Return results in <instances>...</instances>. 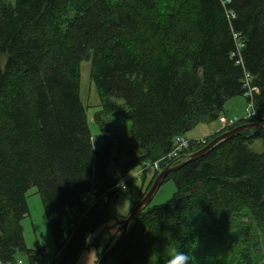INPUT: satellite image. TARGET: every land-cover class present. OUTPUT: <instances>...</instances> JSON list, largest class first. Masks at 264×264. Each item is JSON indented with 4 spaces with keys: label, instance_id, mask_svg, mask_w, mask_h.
<instances>
[{
    "label": "trees",
    "instance_id": "16d2710c",
    "mask_svg": "<svg viewBox=\"0 0 264 264\" xmlns=\"http://www.w3.org/2000/svg\"><path fill=\"white\" fill-rule=\"evenodd\" d=\"M83 62L101 100L100 149L81 99ZM248 76L259 120L192 141L187 156L231 129L264 124V0H0V261L40 262L45 250L27 247L22 225L27 193L37 188L57 253L50 264H77L97 230L126 223L113 204L128 173L168 154L198 124L217 121L229 100L245 98ZM112 115L130 121L127 144L141 153L122 165L112 159L105 123ZM257 141L264 131H244L169 174L173 196L139 212L109 260L180 264L184 255L197 264L206 241L223 264L228 251L238 264H264ZM154 173L142 199L161 172ZM93 191L98 201L89 207L84 198ZM229 230L236 247H223Z\"/></svg>",
    "mask_w": 264,
    "mask_h": 264
},
{
    "label": "rangeland",
    "instance_id": "374dc122",
    "mask_svg": "<svg viewBox=\"0 0 264 264\" xmlns=\"http://www.w3.org/2000/svg\"><path fill=\"white\" fill-rule=\"evenodd\" d=\"M2 65L5 63V58H1ZM81 99L87 108L88 122L90 125V130L94 137V143L96 149H100L104 143V135L100 132V127L96 121V115L101 111V100L98 94V90L94 83L91 81L90 72L91 64L90 62H83L81 64ZM249 104L247 100L243 97H237L229 100L225 106L224 111L220 114L222 124L226 123L228 120H244L247 117V110ZM221 121L217 120L213 123H200L194 129L190 130L184 135L188 140H203L208 137L210 131L213 127L221 128ZM106 127L109 133V141L113 145V154L112 159L116 163L121 165L132 158L139 157L141 153L135 151L132 154V147L130 144H127V140L130 135L131 123L126 118H123L118 115H112L105 118ZM212 134V133H211ZM255 152L264 153V141H257L252 147ZM115 161L112 160V165L110 167V172L116 171ZM149 165V164H146ZM145 166V165H144ZM144 166H140L132 172L128 173V176L124 180V184L118 192L116 202L113 204L116 209L118 220L126 221L127 218L134 211L136 206L142 201V193L146 192L150 186L153 177L155 175V170L153 167H149L145 174H142ZM128 180L132 182L127 183ZM154 184V183H153ZM152 184V186H153ZM38 189L33 188L27 193V205L30 209V216L26 217L23 222L24 236L26 245L29 249H36L40 245L47 252V255L40 257V264H50L57 257L56 248L52 235L48 226V220L45 215L44 207L42 200L38 194ZM175 192V185L173 181H168L162 185L157 194L154 196V200L151 205H161L165 204ZM84 201L88 205L89 197L88 195L84 198ZM126 209L128 210V215H126ZM125 224H118L115 220L109 221L104 228L97 230L94 235L88 241V248L81 255L77 264H98L102 258L103 252L106 253L109 251L112 246L115 245V240L111 241V237L115 236V233L118 231L120 235L123 232ZM64 230L68 228V217L64 218ZM234 232H226L221 234L225 245L223 247H236L238 245V239L234 235ZM202 238V235L199 236ZM199 238L198 242H201ZM118 240V237L116 238ZM201 244V243H200ZM204 246L207 247L206 252L202 255H206L203 258L202 262H197V264H223L221 258H215L213 253V247H215L216 252L219 253V248L215 246V243H207L205 241ZM201 248L198 244L196 247ZM222 247V246H221ZM222 247V248H223ZM105 250V251H104ZM227 257L225 258L224 264H238L235 255L231 252H226ZM201 257V256H200ZM25 259V258H23ZM204 261V262H203ZM107 264H115L113 260H109ZM191 264V263H188Z\"/></svg>",
    "mask_w": 264,
    "mask_h": 264
},
{
    "label": "water",
    "instance_id": "95a60500",
    "mask_svg": "<svg viewBox=\"0 0 264 264\" xmlns=\"http://www.w3.org/2000/svg\"><path fill=\"white\" fill-rule=\"evenodd\" d=\"M258 128H259V130L264 131V124L251 122V123H247L245 125H241V126L235 128L233 130L231 129V131H228V132L218 136L216 139H214L213 141L208 143V145L205 146V148H203L200 151L189 156V158L187 160H185L184 162L180 163L177 166L168 167V168L164 169L163 171H161V173L157 176L153 186L151 187V189L149 190L147 195L143 199H141L142 201H140V203L136 206L134 211L131 213V215L126 220V223L124 225L125 228L123 229V233L120 236V238L118 239V241L115 242V245L112 246V248L109 251H107L106 253H104L102 255V258L100 259L98 264H107L109 259L116 253V251L118 250V248L120 247L122 242L125 240L126 235L128 233V230H129L133 220L137 217L139 212L141 213V211H143L144 209H146L150 206V204L154 200V196L157 194L159 189L162 187L165 179L168 177L169 174L180 169L181 167H183L187 163L191 162L192 160L194 161L198 158L206 156L210 151H212L220 143L227 141V140L233 138L234 136L241 134L244 131L258 129Z\"/></svg>",
    "mask_w": 264,
    "mask_h": 264
},
{
    "label": "built area",
    "instance_id": "2783aa9c",
    "mask_svg": "<svg viewBox=\"0 0 264 264\" xmlns=\"http://www.w3.org/2000/svg\"><path fill=\"white\" fill-rule=\"evenodd\" d=\"M257 93H258V89L251 85V79L248 76L246 79L245 98L247 99V102L249 104V108L247 110V117H246V119L244 118L245 121L259 120V115H258L259 113L257 112V110L255 108V103H254V97H255V94H257ZM262 121H264V117L262 118ZM238 122H239V120H227L225 123V127L223 129L232 128V127L236 126V124ZM199 143L204 144V143H206V140H200ZM190 145H192L191 141L186 139L184 136L177 137L174 140L172 150L168 154H166L165 156L160 158L159 160H157L153 163H147L149 165H145L143 170L141 171V173L147 172L149 167H153L155 171L161 172V171H163L164 166L174 167L172 165H174L175 163H177L179 161L187 160L189 158V156H187L186 151L190 148ZM88 197H89L88 205H89V207H93L98 201L97 192L96 191L91 192L90 194H88ZM102 198L105 199L104 196H102ZM64 238L66 240H68L67 234L64 235ZM44 255H47L46 251L43 252L42 256H44ZM0 264H30V263L26 259L19 258L14 263H3L2 261H0ZM36 264H40V262H38Z\"/></svg>",
    "mask_w": 264,
    "mask_h": 264
},
{
    "label": "crops",
    "instance_id": "0c3cea01",
    "mask_svg": "<svg viewBox=\"0 0 264 264\" xmlns=\"http://www.w3.org/2000/svg\"><path fill=\"white\" fill-rule=\"evenodd\" d=\"M221 117V116H220ZM219 121H221V118H219L218 119ZM228 119H226V121H227ZM221 128H217L216 126L215 127H213L211 130H209L210 131V134H208V137H206V139H208V138H211L212 136H214V135H216V134H218L220 131H222V130H224L223 128L225 127V124H222V121H221ZM212 133V134H211ZM206 139H203V140H206ZM189 141H191V140H189ZM193 141V140H192ZM191 141V142H192ZM198 141H200V140H198Z\"/></svg>",
    "mask_w": 264,
    "mask_h": 264
},
{
    "label": "clouds",
    "instance_id": "9594fccd",
    "mask_svg": "<svg viewBox=\"0 0 264 264\" xmlns=\"http://www.w3.org/2000/svg\"><path fill=\"white\" fill-rule=\"evenodd\" d=\"M127 215H128V210L126 209V215L124 216L127 217ZM115 235L119 237L120 233L116 232ZM180 256L182 258L180 264H188V260H189L188 257H185L184 255H180ZM172 264H177L176 260H173Z\"/></svg>",
    "mask_w": 264,
    "mask_h": 264
},
{
    "label": "bare ground",
    "instance_id": "6f19581e",
    "mask_svg": "<svg viewBox=\"0 0 264 264\" xmlns=\"http://www.w3.org/2000/svg\"><path fill=\"white\" fill-rule=\"evenodd\" d=\"M262 116V115H261ZM98 195V194H97Z\"/></svg>",
    "mask_w": 264,
    "mask_h": 264
}]
</instances>
